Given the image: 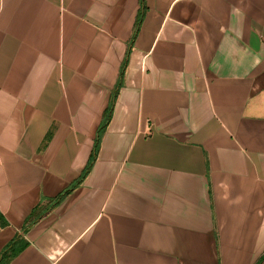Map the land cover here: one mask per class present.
I'll use <instances>...</instances> for the list:
<instances>
[{
	"label": "crops",
	"instance_id": "1",
	"mask_svg": "<svg viewBox=\"0 0 264 264\" xmlns=\"http://www.w3.org/2000/svg\"><path fill=\"white\" fill-rule=\"evenodd\" d=\"M0 220V264H264V0H0Z\"/></svg>",
	"mask_w": 264,
	"mask_h": 264
},
{
	"label": "trees",
	"instance_id": "2",
	"mask_svg": "<svg viewBox=\"0 0 264 264\" xmlns=\"http://www.w3.org/2000/svg\"><path fill=\"white\" fill-rule=\"evenodd\" d=\"M103 128H104V125L100 127V130H102ZM94 154H95V152H94V150H93V154H92V156H91V160H90V162H89V165L86 167L85 172L82 174V177L84 176V174H85L86 171L88 170L90 164L92 163V160L94 159ZM2 225H3V223H2V221L0 220V226H2Z\"/></svg>",
	"mask_w": 264,
	"mask_h": 264
}]
</instances>
